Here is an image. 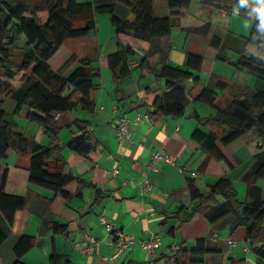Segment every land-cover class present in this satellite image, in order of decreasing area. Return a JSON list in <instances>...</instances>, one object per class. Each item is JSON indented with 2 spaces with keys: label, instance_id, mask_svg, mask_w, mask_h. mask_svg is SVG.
Returning a JSON list of instances; mask_svg holds the SVG:
<instances>
[{
  "label": "trees",
  "instance_id": "1",
  "mask_svg": "<svg viewBox=\"0 0 264 264\" xmlns=\"http://www.w3.org/2000/svg\"><path fill=\"white\" fill-rule=\"evenodd\" d=\"M155 1L91 0L78 3L77 0H0V246L11 234L15 213L28 209L27 197L5 191L9 169L1 163L9 151L28 157L29 186L52 194L50 199L43 198L47 216H40L47 231L61 235L67 231L69 223L79 221L81 213L70 204L82 198L84 187L93 185L64 173L66 163L58 135L63 128L73 135L66 148L75 154L87 157L95 150L90 123L79 119L68 121L66 115L77 109L93 111L92 94L99 86L97 81L111 79L115 93L120 92V85L131 75L130 65L135 51L128 45L117 44L114 52L97 53L96 60L101 65L95 67L92 65L94 60L82 58L66 76L50 67V59L65 41L82 39L93 32L99 15H109L116 35H129L150 44L152 50L138 61L139 67L146 65L155 54L167 59L165 42L173 30L179 28L185 16L182 8L189 5V0H166L169 9L166 18L154 16ZM202 3L226 13L237 7L252 21L247 37L227 32L222 39H213L211 45L217 49V60L228 62L233 68L257 80L260 86L251 89L217 80L213 87H205L194 100L210 107L213 113L204 118L196 113L190 115L197 122L191 139L209 158L227 163L219 145L229 146L250 130H254L264 143V58L246 53V48L252 46L264 57V28L258 27L263 14L259 10L264 8V4L260 0H244L243 4L241 0H228L222 5L220 0H202ZM226 50L239 56L236 62L228 61L224 54ZM74 61L73 58L66 65ZM161 65L160 69L152 72L156 81L164 82V91L148 107L150 115L180 118L192 102L187 82H199L197 74L202 58L187 55L183 67L165 62ZM5 99L13 103L11 113L4 108ZM23 108L27 109V121L42 130L47 145L27 139L13 123L12 117L19 115ZM258 180H264V151L256 155L253 165L243 177L247 186L244 201L237 199L235 188L227 179L210 185L206 193H201L190 182L188 192L193 203L190 212L181 208L173 215L180 217L181 223L202 215L214 224L226 218L232 209L238 214L236 228L245 230V242L250 252L264 260V199L260 187L255 185ZM96 194L94 204L98 205L104 196L101 191H96ZM33 244L32 237L18 238L13 247L15 260L11 264H24L20 259ZM209 253L204 240L198 239L190 249L179 246L171 259L174 264H204L203 258ZM58 259L61 260V257L58 256ZM50 261L51 264L59 263L54 256L50 257ZM228 261L225 264H245L243 260Z\"/></svg>",
  "mask_w": 264,
  "mask_h": 264
},
{
  "label": "crops",
  "instance_id": "2",
  "mask_svg": "<svg viewBox=\"0 0 264 264\" xmlns=\"http://www.w3.org/2000/svg\"><path fill=\"white\" fill-rule=\"evenodd\" d=\"M227 1L220 0V5ZM153 11L156 18L168 17L167 1H155ZM182 11L185 16L179 28L173 30L165 42L167 59L161 54H155L146 65L139 67L138 61L152 50L150 44L129 35L114 34L112 47L109 46L111 50L105 54L114 52L117 44L130 46L135 51V66L131 67V75L122 82L117 94L111 79L97 81L99 86L92 94L93 111L77 109L66 115L68 121L79 119L90 123L89 131L96 147L87 157L75 154L66 148L73 135L65 128L59 132L58 138L66 163L64 173H70L74 178L93 185L84 187L82 198L70 204L82 216L78 222L69 223L65 233L53 235L42 223L43 218L40 216H44L47 210L43 198L50 199L52 194L29 186L26 170L28 157H21L13 152L17 156L16 162L12 166L3 165L8 158L7 153L6 159L1 163L9 169L5 191L11 195L25 196L28 200L27 211L15 213L11 234L0 246L2 257L3 248L7 242L10 243L5 247L10 264L15 260L13 247L21 236L34 239L33 247L20 259L24 264H51V256H54L55 261H59L58 264H174L171 259L174 254L172 248L183 246L190 249L198 239H203L205 248L211 252L203 258L204 264H225L229 259L243 260L245 264H264V260L244 251L248 248L245 230L236 228L238 214L232 209L226 218L214 224L209 223L202 215H196L186 223H181L180 217L175 218L173 215L181 208L190 212L193 205L188 192L190 182L201 193H206L210 185L220 179H227L235 188L237 199L239 197L240 202L244 201L247 197V186L243 177L253 165L256 155L264 151V143L254 130L248 131L229 146L219 145L227 163L209 158L191 139L197 122L190 115L196 113L204 118L213 113L210 107L194 101L205 87H213L217 80L251 89L258 88L260 84L251 76L233 68L228 62L217 60V49L211 45L213 39H222L227 32L244 37L249 35L252 24L240 19H247L243 10L235 7L231 13H226L203 4L202 0H189V5L182 8ZM235 11L239 14H234ZM262 19L264 13L260 22ZM174 36H177L176 45ZM179 45L180 50L177 49ZM63 46L59 49L60 53L57 52L58 55L56 53L50 59L49 65L55 72L62 71L66 76L83 57L79 58L71 51L62 54ZM91 50L92 55L96 56L90 59L95 61L102 48L100 46ZM246 53L264 58L252 46L246 48ZM84 54H87V50L80 53L81 56ZM224 54L231 62H236L239 58L230 50H226ZM187 55L201 57L202 65L197 74L199 82H187L192 102L184 116L174 118L150 115L148 107L155 97L164 91V82L156 81L152 71L160 69L164 62L183 67ZM137 56H141L140 59H137ZM73 58L75 61L66 65ZM3 101L4 105H10L7 102L9 100ZM12 110L13 103L7 112L11 113ZM26 113L27 109L21 120L25 122L24 129L21 128L22 134L27 139L47 145L42 130L27 121ZM118 116L127 118L132 133L130 140H116ZM12 118L14 120L16 116ZM157 151L169 154L177 165H163L156 171H147L149 157L152 152ZM182 167H189L195 177L183 172ZM114 169L119 170L116 176L111 175ZM145 181L152 185L146 193L142 189ZM255 185L260 187L264 199V180H258ZM96 191H101L104 196L98 205L94 204ZM219 201L222 202V199L219 198ZM49 218L51 217L48 214L47 219ZM101 218L137 242L151 234H157L162 240V245L153 256H148L138 246L118 254L114 248L108 246V234L100 223ZM171 228L173 230L169 233ZM88 236L97 240L91 255L82 253L88 244ZM231 241L235 243L234 246L230 245Z\"/></svg>",
  "mask_w": 264,
  "mask_h": 264
},
{
  "label": "built area",
  "instance_id": "3",
  "mask_svg": "<svg viewBox=\"0 0 264 264\" xmlns=\"http://www.w3.org/2000/svg\"><path fill=\"white\" fill-rule=\"evenodd\" d=\"M234 14H238L237 11L234 12ZM135 66V63L132 62L130 67ZM114 110H116V106H114ZM132 137V133L128 127V120L125 116H118L117 122H116V128H115V138L117 141L121 140H130ZM163 165H172L176 166L177 163L170 157L169 154L157 151L152 152L148 163L146 165L147 171H156L158 168H160ZM181 170L183 172L189 173L191 177H195V173L190 170L189 167H182ZM119 174L118 169H114L111 172V175L116 176ZM125 184V183H124ZM152 185L149 183V181H145L143 183V192L146 193L150 191ZM100 223L102 226L106 229L108 234V246L112 247L116 250L118 254L129 251L133 247L138 246L141 248L148 256H153L155 252L161 247L162 240L157 234H151L146 239L141 240L140 242L135 241L132 237L126 235L121 230L116 229L112 224L106 222L103 218L100 219ZM87 246L82 250V253L85 255H91L94 252V248L97 245V240L94 237H87ZM231 246H234V242H230ZM178 250L177 246H174L172 248L173 252H176ZM246 253H249V248H246L244 250ZM151 264H153L151 262Z\"/></svg>",
  "mask_w": 264,
  "mask_h": 264
},
{
  "label": "rangeland",
  "instance_id": "4",
  "mask_svg": "<svg viewBox=\"0 0 264 264\" xmlns=\"http://www.w3.org/2000/svg\"><path fill=\"white\" fill-rule=\"evenodd\" d=\"M89 0H77L78 3H83ZM240 18V17H238ZM243 20H247L250 25L252 24L251 19L247 18H240ZM99 22V24H98ZM232 30V29H231ZM114 28L111 26L110 22H109V15H99L97 16V28L91 32L87 37L82 38V39H71V40H67L64 42V46L61 49V53L63 54L66 53V51H71L72 53H74L77 57H83V58H94L95 56L92 55V50L90 51V49H98V47L101 46L102 48V52L101 55L105 54L106 52H109L111 49L109 48V46L112 47V40L114 37ZM241 34V33H240ZM174 44L176 45L177 42V36H174ZM174 45V46H175ZM18 46H20L18 44ZM178 50L181 49V46L179 45ZM87 50V54L84 55H80V53L82 51H86ZM58 53H60L58 51ZM58 53L56 55H58ZM141 57V56H140ZM139 56H137V59H140ZM93 66H97V65H101L100 61H94ZM8 104L12 105L11 101H7ZM10 105L5 104L4 108L5 110H7L9 108ZM206 107V106H205ZM208 109V108H207ZM26 109H23L21 111V113H19L20 115L16 116V118H14V123L17 125V127L19 128L20 131H23L22 129H24L25 127V122H21L22 117L25 113ZM24 123V124H23ZM22 128V129H21ZM42 145H45L43 143H41ZM17 156L13 153V152H8V158L6 159L5 162H3V165H8V166H12L15 162H16ZM262 184V183H261ZM239 188V186H237ZM241 198V196H240ZM239 199V197H238ZM241 200V199H239ZM11 240V239H10ZM9 241V240H8ZM10 245V243H6V246ZM3 248V255L1 257L2 259V264H10L9 259L6 257V250L7 248Z\"/></svg>",
  "mask_w": 264,
  "mask_h": 264
},
{
  "label": "clouds",
  "instance_id": "5",
  "mask_svg": "<svg viewBox=\"0 0 264 264\" xmlns=\"http://www.w3.org/2000/svg\"><path fill=\"white\" fill-rule=\"evenodd\" d=\"M260 2H261L262 4H264V0H260ZM243 3H244V0H241V4H243ZM259 11H260L261 13H264V8H261ZM258 27L264 28V19L261 20V25H259Z\"/></svg>",
  "mask_w": 264,
  "mask_h": 264
}]
</instances>
